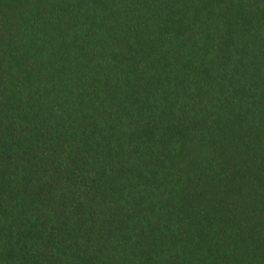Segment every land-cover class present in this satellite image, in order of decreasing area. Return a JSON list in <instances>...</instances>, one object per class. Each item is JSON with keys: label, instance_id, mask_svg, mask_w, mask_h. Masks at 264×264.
<instances>
[{"label": "trees", "instance_id": "1", "mask_svg": "<svg viewBox=\"0 0 264 264\" xmlns=\"http://www.w3.org/2000/svg\"><path fill=\"white\" fill-rule=\"evenodd\" d=\"M0 264H264V0H0Z\"/></svg>", "mask_w": 264, "mask_h": 264}]
</instances>
